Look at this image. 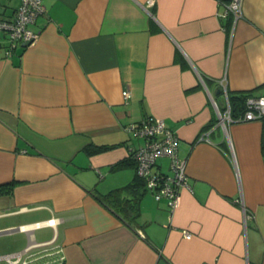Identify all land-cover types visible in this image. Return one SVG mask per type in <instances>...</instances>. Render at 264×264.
<instances>
[{"label": "crops", "instance_id": "crops-1", "mask_svg": "<svg viewBox=\"0 0 264 264\" xmlns=\"http://www.w3.org/2000/svg\"><path fill=\"white\" fill-rule=\"evenodd\" d=\"M228 1L43 0L37 41L0 46V256L47 243L61 264H264L262 123L218 118L222 86L264 95V0H242L236 21ZM146 116L187 160L172 212L128 160L141 141L124 126ZM154 169L170 174L168 159ZM128 184L134 226L96 198Z\"/></svg>", "mask_w": 264, "mask_h": 264}, {"label": "built area", "instance_id": "built-area-1", "mask_svg": "<svg viewBox=\"0 0 264 264\" xmlns=\"http://www.w3.org/2000/svg\"><path fill=\"white\" fill-rule=\"evenodd\" d=\"M0 0V46L6 57H10L20 48L33 45L39 32L32 27L38 17L45 15L43 0H19V4L11 14H6ZM242 0H229L223 4L222 18L231 15L236 21L241 16ZM225 101V110H218V118L225 128L228 123L261 121L264 118V95L250 96L246 99V110L242 116L233 120L230 117L227 91L222 86ZM122 96L129 100V91L124 90ZM124 131L141 144L129 153V160L134 163L136 174L144 183V188L151 193L156 201L165 200L172 212L179 202L182 190L191 191L187 175V160L178 154V137L175 131L168 128L165 122L157 117L146 116L138 122L124 126ZM208 137H201V140ZM168 159L170 174L155 170L159 159ZM46 225L54 226V220H48ZM44 223H35L41 227ZM21 230H27L20 227ZM185 239L191 234L183 231ZM37 250V251H35ZM61 251L54 245L47 243L28 246L20 252L0 256V264H61L63 261Z\"/></svg>", "mask_w": 264, "mask_h": 264}, {"label": "trees", "instance_id": "trees-1", "mask_svg": "<svg viewBox=\"0 0 264 264\" xmlns=\"http://www.w3.org/2000/svg\"><path fill=\"white\" fill-rule=\"evenodd\" d=\"M222 93V91H221ZM254 96L252 92H227L228 103L230 107V117L235 120L242 116L246 110V99ZM262 123L261 131V154L264 157V118L260 121ZM109 149L108 146H95L86 148L87 154L101 153ZM129 160V159H128ZM133 163L131 160H129ZM122 162L116 164L113 168L122 166ZM134 164V163H133ZM6 193L12 189V184L7 185ZM136 185L128 184L108 191L106 194L96 196L97 200L105 207L109 208L116 216L122 219L127 225L134 226L139 215V201L141 194H138ZM135 191V192H134Z\"/></svg>", "mask_w": 264, "mask_h": 264}, {"label": "water", "instance_id": "water-1", "mask_svg": "<svg viewBox=\"0 0 264 264\" xmlns=\"http://www.w3.org/2000/svg\"><path fill=\"white\" fill-rule=\"evenodd\" d=\"M219 91H220V90L218 89V90L216 91V93L218 94V93H219Z\"/></svg>", "mask_w": 264, "mask_h": 264}, {"label": "rangeland", "instance_id": "rangeland-1", "mask_svg": "<svg viewBox=\"0 0 264 264\" xmlns=\"http://www.w3.org/2000/svg\"><path fill=\"white\" fill-rule=\"evenodd\" d=\"M3 264V263H2Z\"/></svg>", "mask_w": 264, "mask_h": 264}]
</instances>
